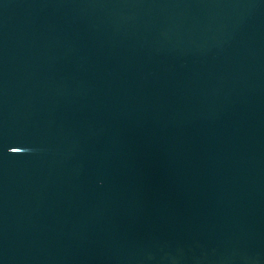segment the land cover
<instances>
[{
    "label": "water",
    "instance_id": "obj_1",
    "mask_svg": "<svg viewBox=\"0 0 264 264\" xmlns=\"http://www.w3.org/2000/svg\"><path fill=\"white\" fill-rule=\"evenodd\" d=\"M0 264H264V0H0Z\"/></svg>",
    "mask_w": 264,
    "mask_h": 264
}]
</instances>
